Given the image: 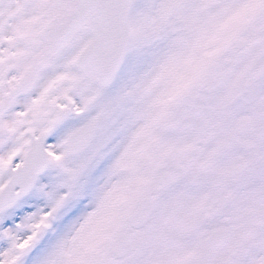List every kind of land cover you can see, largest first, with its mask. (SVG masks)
I'll use <instances>...</instances> for the list:
<instances>
[{"label":"snow or ice","instance_id":"snow-or-ice-1","mask_svg":"<svg viewBox=\"0 0 264 264\" xmlns=\"http://www.w3.org/2000/svg\"><path fill=\"white\" fill-rule=\"evenodd\" d=\"M0 264H264V0H0Z\"/></svg>","mask_w":264,"mask_h":264}]
</instances>
